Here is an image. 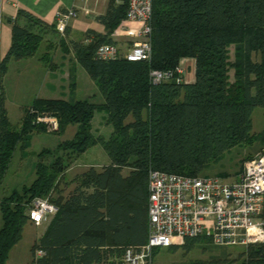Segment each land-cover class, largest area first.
I'll return each mask as SVG.
<instances>
[{
  "label": "trees",
  "instance_id": "trees-1",
  "mask_svg": "<svg viewBox=\"0 0 264 264\" xmlns=\"http://www.w3.org/2000/svg\"><path fill=\"white\" fill-rule=\"evenodd\" d=\"M127 11L128 0H109L106 13L98 17L107 33L89 30L84 41L72 43L103 102L37 98L23 109L17 126L5 106L2 78L11 59L34 57L56 25L24 10L9 20L12 44L0 63V188L18 148L28 149L35 132H46L36 122L39 114L58 118L56 134L65 133L70 125L77 130L54 151L42 150L30 185L0 198V264L8 263L11 250L21 241L33 200L48 196L59 210L32 246V264H124L128 247L148 243L151 169L206 176V169L235 147L258 145L264 150V129L255 133L252 119L255 108H264V0H153L151 58L96 60L98 47L115 44L111 35ZM21 17L25 25L18 23ZM184 58L195 60L193 83L151 82V71L174 70ZM98 111L107 113L113 127L108 140L92 133ZM98 143L111 164L87 169L64 198L60 181L69 163ZM55 152L63 155L46 162ZM200 241L211 243L201 236L170 248L190 250ZM158 249L153 250V260ZM40 251L43 255L38 257ZM224 255L194 264H222ZM237 262L264 264V243L249 245Z\"/></svg>",
  "mask_w": 264,
  "mask_h": 264
},
{
  "label": "built area",
  "instance_id": "built-area-1",
  "mask_svg": "<svg viewBox=\"0 0 264 264\" xmlns=\"http://www.w3.org/2000/svg\"><path fill=\"white\" fill-rule=\"evenodd\" d=\"M86 2L88 0H85ZM123 0H116L121 3ZM153 0H128V11L121 28L139 22L137 41L123 55L116 44H103L94 58L103 62L126 58L138 62L151 58ZM76 7L60 11L57 31L64 35L66 26L78 17ZM183 61L174 70H153V84L175 80L183 82ZM31 113H34L32 110ZM37 123L46 131L59 130L57 117L39 114ZM149 186V238L148 243L128 247L124 264H153V250L157 247L181 245L187 238L205 236L215 247H248L264 243V152L247 161L236 180L227 181L219 176L189 177L151 169ZM58 206L51 197H37L28 211L29 221L41 226L53 218ZM38 256L43 252H38Z\"/></svg>",
  "mask_w": 264,
  "mask_h": 264
},
{
  "label": "rangeland",
  "instance_id": "rangeland-1",
  "mask_svg": "<svg viewBox=\"0 0 264 264\" xmlns=\"http://www.w3.org/2000/svg\"><path fill=\"white\" fill-rule=\"evenodd\" d=\"M121 26V25H120ZM68 25L66 26L67 29ZM66 32V30H65ZM64 32V35L66 34ZM57 33L63 37L64 35ZM56 32H50L49 38L53 41H59L60 36ZM80 39V38H79ZM45 58L42 59V57ZM56 50L46 48L45 41L41 45L34 59H25L20 63L10 64L8 76L2 78V88L5 97V106L8 110L9 118L14 126L19 125L23 117V109L29 106L35 99L39 97H56L55 95L43 96L45 84V75L42 72V68L49 70L54 61H56ZM58 61V60H57ZM181 62V61H180ZM180 64V63H179ZM184 68L183 80L193 78L194 71L187 69V66L182 62ZM84 74L87 78H91L88 72L82 67H79V80L81 85L84 84ZM92 80V79H91ZM93 91H88V88L81 87L76 96L77 100H84L92 97L95 102H102L103 96L99 92L95 85ZM42 95V96H41ZM253 119V131L258 133L264 129V108L257 107L252 114ZM100 120L101 124H96ZM92 131L95 136H102L106 140L110 137L113 127L107 123V113L105 111H98L95 113V117L92 121ZM77 130L76 125H70L63 134L56 133H37L32 136L28 149L18 148L15 152L14 159L10 165L3 185L0 188V198L14 190H20L24 185H30L36 178L35 165L38 162L39 154L43 149H51L54 151L57 145L67 139L73 138ZM258 145L254 146H240L231 149L224 153L219 162H214L205 171L206 176H219L227 181H233L236 177L243 172L245 163L243 161L249 157H255L259 153H263L264 150L258 149ZM57 155H63L62 152H55L50 154L46 159V162H51ZM77 167L84 169L88 165H100L103 166L110 162V158L103 146L98 143L95 146L89 148L85 153L77 157ZM73 160L69 163L66 171L68 180L77 172V169L73 168ZM242 167V169H241ZM241 169V170H240ZM242 171V172H241ZM226 174L228 178L220 176ZM1 225V217H0ZM47 228V223L36 226L32 222L25 224L23 228L22 239L15 247L12 253L11 260L7 264H32V246L34 243L44 234ZM182 248L178 253L170 252L168 250H160L154 264H191L197 261H209L213 257L220 258L222 253H225L223 258L227 264H238V259L241 253L244 252L245 247H215L211 243L200 241L194 246ZM222 258V259H223ZM219 260V259H218ZM222 264H226V263Z\"/></svg>",
  "mask_w": 264,
  "mask_h": 264
},
{
  "label": "crops",
  "instance_id": "crops-1",
  "mask_svg": "<svg viewBox=\"0 0 264 264\" xmlns=\"http://www.w3.org/2000/svg\"><path fill=\"white\" fill-rule=\"evenodd\" d=\"M108 2L109 0H88L87 2L85 0H0V63L7 56L12 44V24L9 22V20L16 19L20 10L27 11L36 16L37 18L41 19L48 25L55 26L57 25V15L60 11L76 7L79 11L78 17L70 21L65 32L66 34L63 37H61L57 33L56 28L55 32L60 36L59 41H53L49 38V33L53 31H48L45 36L44 41L46 43V48L50 47L51 49L56 50V59L58 61H54L49 70H46L47 68L44 67L42 68V72H44V75L46 77L45 84L43 86L44 91L42 93L44 94L43 96L55 95L56 97L39 98L65 100L74 98L75 100H77L76 96L78 94V91L84 85L88 88L89 92L93 91L95 89L94 87L96 84L93 80H91V78H87L85 74L83 76L85 83L82 85L80 83L79 67L81 65L75 57V53L72 48V43L84 41V36L89 30H94L100 34L107 33L105 25H103L98 20V17L106 13L108 8ZM18 23L20 25H25L26 19L21 17L19 18ZM139 27V22H132L126 29H123L121 28V26H119L117 30L111 35L112 40L118 46L121 54H127L131 50L134 42L138 40L136 33ZM85 42H88V40H86ZM233 50L234 47L232 46V55ZM34 57H32V59H34ZM23 60L25 59H11L8 63V69L4 76H8V72H10V64L20 63ZM181 61H183V63L187 66L188 70L190 68L191 71H194L193 78L187 79L185 77L186 83H193L195 81V60L191 58H184ZM86 99H92L94 101L92 97ZM96 124H101V121L98 120ZM73 164V168L77 169V172H75V174L70 178V180H68V175H66L65 172L64 178L60 181V189L62 190V195L64 196V198H68L70 194L74 191L77 186L78 179L83 172H85L90 167H95L96 169L101 170L103 167L110 165L111 160L109 163L103 166L88 165L84 169L78 168L76 161L74 160ZM68 169L66 171H68ZM123 174L127 176L129 174V169H125ZM237 178L238 177H236V179ZM52 219L53 218L46 222L47 226L52 221ZM17 245H15L14 248L11 250L8 262L11 260L10 258L12 257L13 250L15 249V247H17ZM162 249L178 253L182 248L171 249L170 247H160L157 250V254L154 256L153 264L155 259L157 258L158 253ZM101 264H104V262Z\"/></svg>",
  "mask_w": 264,
  "mask_h": 264
},
{
  "label": "bare ground",
  "instance_id": "bare-ground-1",
  "mask_svg": "<svg viewBox=\"0 0 264 264\" xmlns=\"http://www.w3.org/2000/svg\"><path fill=\"white\" fill-rule=\"evenodd\" d=\"M63 11V10H62Z\"/></svg>",
  "mask_w": 264,
  "mask_h": 264
}]
</instances>
